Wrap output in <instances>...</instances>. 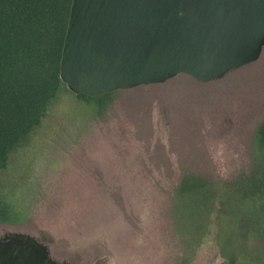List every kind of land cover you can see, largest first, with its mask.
<instances>
[{
  "label": "rangeland",
  "instance_id": "1",
  "mask_svg": "<svg viewBox=\"0 0 264 264\" xmlns=\"http://www.w3.org/2000/svg\"><path fill=\"white\" fill-rule=\"evenodd\" d=\"M263 56L209 82L179 74L89 99L65 89L0 173L25 214L0 233H45L59 257L92 248L120 264H226L216 229L186 215L181 183L220 192L254 167L251 122L263 108L240 105L224 84Z\"/></svg>",
  "mask_w": 264,
  "mask_h": 264
},
{
  "label": "water",
  "instance_id": "2",
  "mask_svg": "<svg viewBox=\"0 0 264 264\" xmlns=\"http://www.w3.org/2000/svg\"><path fill=\"white\" fill-rule=\"evenodd\" d=\"M264 0H72L60 77L75 94L201 82L258 60ZM0 264H65L21 230L0 233Z\"/></svg>",
  "mask_w": 264,
  "mask_h": 264
},
{
  "label": "trees",
  "instance_id": "3",
  "mask_svg": "<svg viewBox=\"0 0 264 264\" xmlns=\"http://www.w3.org/2000/svg\"><path fill=\"white\" fill-rule=\"evenodd\" d=\"M71 4L72 0H0V173L68 89L60 77V60ZM253 149L255 164L250 173L220 192L207 188L203 193L202 184L194 179L181 183L186 215L200 217L208 232L216 229L226 264H264V122L256 131ZM3 187L0 178V224H16L25 214ZM102 235L96 238L100 241ZM253 239L256 245L250 246Z\"/></svg>",
  "mask_w": 264,
  "mask_h": 264
},
{
  "label": "crops",
  "instance_id": "4",
  "mask_svg": "<svg viewBox=\"0 0 264 264\" xmlns=\"http://www.w3.org/2000/svg\"><path fill=\"white\" fill-rule=\"evenodd\" d=\"M258 60L254 62H257ZM251 67H255V69L254 70L249 69L248 71H244V72H241L240 74H237L235 78L230 79L228 83L224 84V88L230 87L226 89L232 92V95H231L232 98L238 101L240 105H244L245 108H251V109H253V107L256 109L258 107L263 108L261 113L254 115L255 120L253 118L251 122L252 131H253L252 136H251V142H255L256 131L258 130L259 126L264 122V82L263 80L257 81L255 75L259 74L262 71L261 69L264 68V56H263V59H261L259 63H254ZM241 68L236 69V71ZM251 81L255 82L256 84L252 86L250 84ZM260 114H262L261 117H259L256 120V116ZM255 122H257L256 126H255ZM241 136L242 134L238 132L239 139H241Z\"/></svg>",
  "mask_w": 264,
  "mask_h": 264
},
{
  "label": "flooded vegetation",
  "instance_id": "5",
  "mask_svg": "<svg viewBox=\"0 0 264 264\" xmlns=\"http://www.w3.org/2000/svg\"><path fill=\"white\" fill-rule=\"evenodd\" d=\"M45 233H41V235H37L40 239L45 244H48L51 247V240L45 236ZM113 241V240H112ZM111 243V242H110ZM89 244L86 245V247ZM85 251L83 249L81 250H76L71 256L68 257H59L56 255L53 250H52V255L63 261L65 264H120L121 262L117 261L115 259V255L108 254L106 250L103 251H92V248L89 249L88 253H84ZM105 254L104 258H99L98 256ZM90 255V256H89Z\"/></svg>",
  "mask_w": 264,
  "mask_h": 264
}]
</instances>
